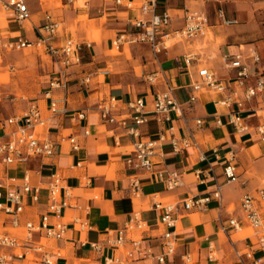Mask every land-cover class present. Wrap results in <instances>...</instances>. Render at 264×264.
<instances>
[{"label": "crops", "instance_id": "0c3cea01", "mask_svg": "<svg viewBox=\"0 0 264 264\" xmlns=\"http://www.w3.org/2000/svg\"><path fill=\"white\" fill-rule=\"evenodd\" d=\"M39 1L27 0L32 18L22 23L15 19L12 10L0 4V42L18 35H24L30 40L36 39L38 26L44 22L45 14L50 13L54 19L66 25L63 29L65 33L59 32L55 38V45H61L66 38H75L81 42H91L92 47L83 49L81 63H75L67 69L69 81L66 86L52 89L48 96V83L28 104L12 108L11 104L3 102L4 92L17 79V75L13 74L10 68L15 63L21 67L24 61L30 59L27 58L31 57L29 55L33 51L30 46H26L24 52L19 53L18 49L8 50L0 45V53L6 52L3 56L0 55V65L4 66L0 67V140H7L8 127L4 124L6 119L23 113L32 102H36L43 110L46 120L39 129L40 136L56 142L53 158L31 157L25 163L0 164V179L10 183L14 177L16 182L11 186L17 187L24 172L29 171L33 183H46L50 173L57 170L63 176V183L72 188L75 197L71 199L72 206L67 207L60 218L69 224L66 238L53 240L41 232L34 231L30 239L21 240L23 249L32 248L34 244H43L49 251L51 262L41 260L44 254L33 252L27 258L17 259L14 264H97L105 254L125 257L121 250L107 244V239L111 238L108 230H126L129 224H135L136 215L144 225L140 229H127L126 237L142 238L145 245L154 247L155 252L164 251L161 246L162 234L168 227L160 221L162 211L153 206L155 198L183 204L196 195L213 191L216 179L197 176L198 169L207 170L208 162L198 160L195 147L180 154H175L167 145L163 147L165 161L157 167L166 166L170 170L184 173V185L174 190L166 189L161 180L145 169L132 168L127 164L132 150V138L117 123L104 122L99 114V106L104 102L111 103L112 114L118 119L131 121V110L128 106L130 100L142 96L151 102L156 93L168 90L183 104L184 114L190 119L189 128L195 131L200 148L206 152L208 159L213 161L218 181L223 184V198L221 202L212 200L209 209L205 211L196 208L181 210L175 231L177 250L174 255L166 258L164 264H185L181 258L185 252L192 255L190 264H254L258 258H262L261 264H264V250L257 236L241 235L232 228H222L228 223V218L243 217L241 201L244 194H257L264 189V141L254 131L242 134L235 131L229 122L228 110L214 102L220 97L219 94L202 91L194 104H188L190 95L194 93L192 84L199 79L198 69L201 67L212 68L218 77L226 80L230 90L236 88V83L226 69V61L234 54L241 50L248 53L256 46L262 60L253 66V70L260 66L264 68V39H258L261 28L255 10L239 5H220L213 9L208 7L212 13L223 7L228 16L237 19V23L217 29L224 24L214 17L212 30L220 39L217 47L193 51L188 47V43L176 42L161 54L155 55L149 43H125L119 49L120 54H124L119 56L120 54L111 53L114 50L112 42L119 33L132 29L130 22L141 15L137 8L128 9L124 5H117L114 0H86L83 6H75L76 0H68L67 4H72L71 10L58 9L56 11L61 13L54 14L49 9L43 11ZM159 1L160 9L169 10L173 16L172 24L167 30L182 27L183 20L180 17L188 5L178 7L177 0H163L164 4L160 5ZM64 6L66 7L65 4ZM82 7L84 10L80 11L83 12L77 13V8ZM121 12L124 15H121ZM85 14L91 17L87 22H81L83 19L79 20L77 17ZM96 26L103 27L102 36L99 33L90 36L91 30ZM66 27L72 30L71 33L66 32ZM6 32L7 35L4 34ZM204 38L197 37L189 42L192 45L196 40ZM187 54H193L195 58L188 68L183 60ZM33 59L32 55L30 60ZM102 69H109L110 73L100 74ZM156 71H159L158 78L151 83L147 76ZM20 74L18 76L23 80ZM88 75H93V79L89 84L82 85L80 79ZM253 81L254 78L249 79V83ZM52 102H55L57 107L54 113L50 111ZM250 105L256 109L258 115L252 113L254 111L245 112L243 115L253 127L258 124L260 118H264V93ZM79 110L86 112L84 119H78ZM213 114H221V126H216L212 121L206 127L199 128L192 120H211ZM174 119L176 134H185L188 127L182 119ZM165 126L166 124H162L151 114L148 121L140 126V136H157ZM71 134L77 136L78 149H73L68 141ZM229 150L237 154L240 175L238 182L229 183L222 175V156ZM215 151L219 152L221 159L217 158ZM135 177H138L141 183L140 195L133 192L132 180ZM262 210L264 212V205ZM45 211L44 199L35 202L28 198L23 219L36 220ZM75 218L88 222L89 230H82L79 223L73 221ZM55 219L56 217L52 216V220ZM0 220H6L2 212ZM247 228L248 226L244 227ZM18 233L23 235L24 231L20 230ZM211 241L218 251L216 261L207 259L208 243ZM93 242L103 243V251L99 253L91 249L90 243ZM129 246L128 243L127 247ZM237 252L242 253V256L239 257Z\"/></svg>", "mask_w": 264, "mask_h": 264}, {"label": "built area", "instance_id": "2783aa9c", "mask_svg": "<svg viewBox=\"0 0 264 264\" xmlns=\"http://www.w3.org/2000/svg\"><path fill=\"white\" fill-rule=\"evenodd\" d=\"M117 5H124L128 9L137 8L140 16L135 17L130 23L132 29L119 33L113 40V48L120 49L125 43H149L155 55H159L168 47L166 41L169 38L192 40L197 37H205L214 25L213 19L217 17L221 24L231 25L237 23V19L227 15L223 7H219L214 13L209 9H191L186 7L180 19L183 20V26L168 31L171 26L173 16L167 9H160L158 0H114ZM0 4L14 12L15 19L22 23L32 18V12L27 0H0ZM62 22L53 18L50 13H46L44 22L38 26V36L30 40L24 35H18L5 42H0L8 50L21 49L33 45L44 49L51 56L55 57L59 69L54 72V76L49 81V91L54 88L66 86L68 83L67 69L73 64L82 62V51L84 48H91V42H81L75 38H66L61 45H55ZM184 64L188 68L193 60V54H187L183 57ZM262 60L259 49L255 46L250 52L245 53L241 50L226 61V69L231 79L236 83V88L230 90L226 80L217 76L212 68L207 66L198 69L199 79L192 84L194 93L190 95L188 104L192 105L199 99L202 91H210L219 94L220 97L214 102L220 107L227 109L229 122L233 125L237 133L254 131L261 140L264 141V118H260L258 124L253 127L244 117L245 112H252L258 115L256 109L252 108L251 102L257 100L258 96L264 93V68L253 66L259 64ZM158 72L151 73L147 80L155 82L158 78ZM109 69L100 70V74L107 75ZM254 76V77H253ZM254 78L252 83L249 79ZM93 75L85 76L80 79L82 85L89 84ZM111 103H102L99 106V114L104 122L117 123L124 129V132L131 139L132 150L127 158V164L132 168L145 169L149 174H153L161 180L166 189L174 190L184 185V173L178 170H170L166 166L157 167L158 164H164L165 156L163 147L169 146L175 154L187 151L191 147L197 148L198 160L207 161V170L198 169V177L215 178L216 187L213 191L202 195H196L183 204L172 201H163L155 198L153 206L162 211L160 221L168 227L162 234V244L164 251L157 253L152 245H145L142 238H127L126 230L143 227L144 223L136 215L135 224H129L127 229H120L116 232L108 230L111 238L107 239V244L125 254L121 257L118 254H105L97 264H164L169 255H174L177 250L176 222L182 209L191 210L196 208L199 211L209 209L212 200L221 202L223 198V184L218 181V175L215 173L213 161L208 159L204 150L195 137V131L189 128V118L184 114V106L178 98L170 91H161L155 94L151 102L146 101L144 97H138L130 100L128 103L131 110V118L118 119L111 113ZM50 111H57L56 103L52 102ZM78 119H84L86 112L79 110ZM154 114L156 119L162 124H166L157 136L142 138L140 136V126L148 121V117ZM260 116V115H259ZM174 118L182 119L185 126L188 127L183 135L176 134V127L173 124ZM213 119V120H212ZM211 120L203 118H192L195 125L204 128L214 121L216 126H221L223 120L221 114H213ZM43 110L36 102H32L29 107L21 114L14 115L6 119L8 127L6 133L7 140H0V164L13 165L25 163L31 157L53 158L55 154L56 142L48 137L40 136V127L45 124ZM63 139V138H62ZM68 141L73 149H78L77 136L71 134ZM218 159H221L219 152H216ZM157 158V159H156ZM223 176L227 182H238V162L237 154L233 150L227 151L224 156ZM16 182L12 177L10 183L0 179V212L6 220H0V264H14L17 259H23L31 256L33 252L44 254L42 261L48 263L49 251L43 244H34L32 248L23 249L22 239H30L31 233L38 231L46 237L53 240H61L67 237L69 224L61 220L64 210L72 206L71 199L75 198L70 186L63 183L61 172L53 170L46 183L31 180V173L25 171L21 182L17 187L11 185ZM133 192L135 195L141 194V183L138 177L132 180ZM31 198L35 202L44 199L46 211L36 220H24L23 214L27 205V199ZM264 189L257 194H244L241 201L242 218L230 217L228 223L223 225V229L232 228L241 231L245 226L252 228L253 234L258 237L259 244L264 250ZM52 216L56 217L52 220ZM79 223L82 230H89V223L80 221L79 218L73 219ZM23 230V235L18 232ZM86 244V242H83ZM129 243V247L127 244ZM103 243H90L91 249L96 252L103 251ZM239 257L242 253L237 252ZM249 255V254H248ZM185 264L192 262V255L185 252L181 255ZM207 259L210 261L218 260V251L214 242L208 243ZM262 258H258L254 264H261Z\"/></svg>", "mask_w": 264, "mask_h": 264}, {"label": "rangeland", "instance_id": "374dc122", "mask_svg": "<svg viewBox=\"0 0 264 264\" xmlns=\"http://www.w3.org/2000/svg\"><path fill=\"white\" fill-rule=\"evenodd\" d=\"M86 0H76L75 6H83L85 4ZM68 0H40L39 4L40 6L44 9H49V11L53 12L54 14L56 13H61V11H56V10H71L72 4H67ZM66 7L64 6V4ZM160 5L164 4L163 0L159 1ZM185 4L188 5L189 8L191 9H208L210 7L211 9L216 8L220 5L222 6H242L246 7L249 9H254L255 12L258 14V23L260 26V34L258 36V39L262 38L264 39V0H177V6H185ZM80 10H84L83 7L77 8V13L83 12ZM74 11V10H73ZM121 15H124V13H120ZM89 17L91 15H83L77 17L79 20L83 19L81 22H87ZM66 25H63L62 28L60 29V34L65 33L64 32V27ZM225 25H221V27L217 29H223ZM67 30L66 32L71 33V29L66 27ZM102 36L103 33V27H93L91 30L90 36L94 34H98ZM7 35L8 33H4ZM89 41H92L90 38H88ZM176 42L180 43H188V47L191 48L193 51H199L200 48L208 49L211 46L217 47V45L220 43V39H218V36L216 35V32L214 30L209 31L208 35L205 36L203 40H196L194 44H190L189 40L185 39H176V38H169L166 41V44L168 47H172V45ZM56 45H59V43H56ZM32 49L33 53L30 54L29 56L32 57L34 56L33 60H30L31 57H28L27 61H24V64L18 66V64H13V66L10 68L12 69V73L16 74L17 79L14 80L12 83V86L4 92V99L3 102L5 104H11L12 108L19 107L20 105H25L28 104L29 101H31L32 98L35 96L39 95V93L44 90L43 87L44 85L46 86L49 83V79L54 76V72L59 69V65L57 63V60L55 57H51L48 55V53L45 50H42L40 47H35V46H30ZM24 48L19 49L17 52L21 53L24 52ZM121 51V50H120ZM4 53H0V55L3 56ZM15 53V52H14ZM110 53V52H109ZM115 55H119L120 52L118 49L114 48V50L111 52ZM124 54V53H123ZM123 54H120L119 56H122ZM118 56V57H119ZM2 61V58L0 57V62ZM9 65V64H8ZM7 65V67H8ZM1 67V65H0ZM2 67H4L2 65ZM1 67V68H2ZM53 67V69H52ZM9 70V68H6ZM15 72V73H14ZM50 72V73H49ZM21 73V74H20ZM22 75L24 79L22 80L20 76ZM141 75V74H140ZM4 76V75H2ZM6 96V97H5ZM14 99V100H11ZM15 104V106H14ZM264 203V201H263ZM233 207H231L232 209ZM241 235H246V234H253L252 228L248 227L247 229L239 231Z\"/></svg>", "mask_w": 264, "mask_h": 264}, {"label": "bare ground", "instance_id": "6f19581e", "mask_svg": "<svg viewBox=\"0 0 264 264\" xmlns=\"http://www.w3.org/2000/svg\"><path fill=\"white\" fill-rule=\"evenodd\" d=\"M31 46V45H30ZM19 50V49H18Z\"/></svg>", "mask_w": 264, "mask_h": 264}]
</instances>
